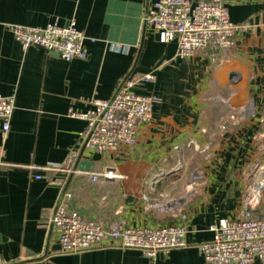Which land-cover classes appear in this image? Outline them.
<instances>
[{"label":"crops","instance_id":"0c3cea01","mask_svg":"<svg viewBox=\"0 0 264 264\" xmlns=\"http://www.w3.org/2000/svg\"><path fill=\"white\" fill-rule=\"evenodd\" d=\"M154 1L0 0V94L15 98L9 130H0L2 264H150L115 246L59 253L50 218L64 189L72 209L104 227L175 224L185 215L187 246L158 253L155 264H204L199 245L212 238L210 226L236 216L248 188L264 183V0H224L230 20L247 25L221 64L203 53L180 59L175 41L159 42L144 22ZM70 20L87 37L86 59L22 49L9 28ZM144 73L154 80L135 90L156 101L136 144L89 159L121 178L91 182L38 168L62 163L77 146L85 121L70 109L85 113L93 98H110L124 77ZM260 196L264 215V187Z\"/></svg>","mask_w":264,"mask_h":264},{"label":"built area","instance_id":"2783aa9c","mask_svg":"<svg viewBox=\"0 0 264 264\" xmlns=\"http://www.w3.org/2000/svg\"><path fill=\"white\" fill-rule=\"evenodd\" d=\"M144 22L159 42H176L178 58L187 59L203 53L214 64H221L232 56L236 34L247 25L230 20L224 0H155L147 8ZM9 28L22 49L40 47L65 61L88 57L87 37L75 26L74 20L65 24L55 21L43 27L9 25ZM153 80V73L128 75L110 98H93L85 113L70 109L69 115L85 121L78 134L77 146L62 163L38 168L76 174L91 182L111 183L121 178L113 166L81 170L76 162L89 160L93 154L114 152L136 144L140 126L151 118L156 97L137 92L135 87ZM14 108L15 98L0 94V130L3 134L9 130ZM260 192L256 186L249 187L242 210L234 217H221L210 226L212 238L199 245L204 264H253L255 260L264 264V215L257 212ZM72 197L70 190H62L50 218L58 235L59 253L73 254L115 246L136 249L149 259L150 264H155L158 253L187 246L185 215L175 224L133 227L118 222L104 227L72 209Z\"/></svg>","mask_w":264,"mask_h":264},{"label":"water","instance_id":"95a60500","mask_svg":"<svg viewBox=\"0 0 264 264\" xmlns=\"http://www.w3.org/2000/svg\"><path fill=\"white\" fill-rule=\"evenodd\" d=\"M234 73H231V76H234ZM76 166L81 170H92L93 161L92 160H77Z\"/></svg>","mask_w":264,"mask_h":264},{"label":"rangeland","instance_id":"374dc122","mask_svg":"<svg viewBox=\"0 0 264 264\" xmlns=\"http://www.w3.org/2000/svg\"><path fill=\"white\" fill-rule=\"evenodd\" d=\"M185 171V173H187L188 175L191 173V175H192V178L193 179H199L200 178V175H201V171L199 170V169H197V170H184ZM262 195V194H261ZM261 199V196H260V198H259V201H258V204H257V212L259 213V214H261V210L260 209H258V207H259V205H260V200Z\"/></svg>","mask_w":264,"mask_h":264},{"label":"bare ground","instance_id":"6f19581e","mask_svg":"<svg viewBox=\"0 0 264 264\" xmlns=\"http://www.w3.org/2000/svg\"><path fill=\"white\" fill-rule=\"evenodd\" d=\"M260 181H261V179H260ZM263 187H264V183L263 182H259V184L256 186V190L259 192V190H261ZM170 206H172V205H170Z\"/></svg>","mask_w":264,"mask_h":264}]
</instances>
